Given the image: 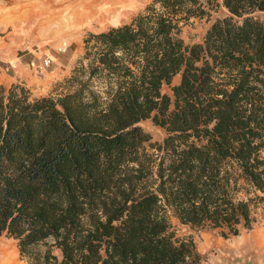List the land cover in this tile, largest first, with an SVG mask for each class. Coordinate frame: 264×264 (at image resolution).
<instances>
[{"label": "trees", "instance_id": "16d2710c", "mask_svg": "<svg viewBox=\"0 0 264 264\" xmlns=\"http://www.w3.org/2000/svg\"><path fill=\"white\" fill-rule=\"evenodd\" d=\"M83 43L56 96L0 85V235L30 264H203L174 220L230 237L263 214L264 0H152Z\"/></svg>", "mask_w": 264, "mask_h": 264}, {"label": "rangeland", "instance_id": "374dc122", "mask_svg": "<svg viewBox=\"0 0 264 264\" xmlns=\"http://www.w3.org/2000/svg\"><path fill=\"white\" fill-rule=\"evenodd\" d=\"M151 1L0 0V82L4 73H17L19 80L12 83L27 89L30 97L56 96L84 52L86 33L128 22ZM212 5L209 18L192 17L182 26L181 37L185 43L201 42L211 22L227 14L220 5L215 6V2ZM45 54L50 56L51 63L38 72ZM16 59L21 60L18 72L9 67ZM5 66L9 71L2 69ZM177 81L178 76L173 83ZM162 91L171 93L166 85ZM141 126L153 141H160L164 136V130L150 119L142 121ZM259 212L263 214L258 215L254 227L242 229L236 236L223 237L218 229L196 230L175 220L174 230L178 237L193 239L197 251L204 257L203 264H264V206ZM47 248L40 244L36 251L41 254ZM4 250L12 254V260L4 256ZM50 250L60 257L59 250ZM0 253V264L8 262L5 259L12 264H30L28 258L19 255L17 240L6 234L0 235Z\"/></svg>", "mask_w": 264, "mask_h": 264}, {"label": "crops", "instance_id": "0c3cea01", "mask_svg": "<svg viewBox=\"0 0 264 264\" xmlns=\"http://www.w3.org/2000/svg\"><path fill=\"white\" fill-rule=\"evenodd\" d=\"M112 1H122V0H112ZM19 61H21L20 59H16V61L14 60V62L13 63H11L10 64V68L11 69H14V72L15 71H17L18 72V70H19ZM15 65V66H14ZM9 71V70H8ZM17 74V73H16ZM10 75V74H6V73H4L3 75H2V77H1V84H3V85H5V86H8V85H10L12 82H16V81H18L19 79L17 78V75ZM176 76H178V81H179V75H176ZM176 76L174 77V79L173 80H175V78H176ZM177 81V82H178ZM176 82V83H177ZM173 83V82H172ZM173 84H175V83H173ZM13 253V252H12ZM0 256H1V253H0ZM10 263H11V261H10Z\"/></svg>", "mask_w": 264, "mask_h": 264}, {"label": "built area", "instance_id": "2783aa9c", "mask_svg": "<svg viewBox=\"0 0 264 264\" xmlns=\"http://www.w3.org/2000/svg\"><path fill=\"white\" fill-rule=\"evenodd\" d=\"M50 63H51L50 56L48 54H45L44 57H43V59H42V63L39 64V66H38L37 71L38 72H42L46 67L49 66ZM2 69H4L5 71H7L9 69V67L8 66H5Z\"/></svg>", "mask_w": 264, "mask_h": 264}, {"label": "bare ground", "instance_id": "6f19581e", "mask_svg": "<svg viewBox=\"0 0 264 264\" xmlns=\"http://www.w3.org/2000/svg\"><path fill=\"white\" fill-rule=\"evenodd\" d=\"M75 2V1H74ZM93 2V1H92ZM95 2V1H94ZM116 2V1H115ZM79 12V11H78ZM76 16V15H75ZM2 253L4 254L5 257H8L10 260H12L11 256L12 254L10 252L7 251H2ZM8 262L3 261L2 264H12V262L10 263L9 260L5 259Z\"/></svg>", "mask_w": 264, "mask_h": 264}]
</instances>
